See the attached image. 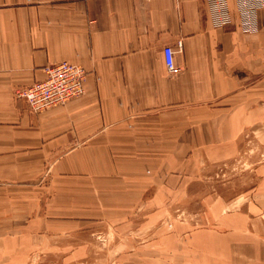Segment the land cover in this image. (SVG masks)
Wrapping results in <instances>:
<instances>
[{"label":"crops","instance_id":"1","mask_svg":"<svg viewBox=\"0 0 264 264\" xmlns=\"http://www.w3.org/2000/svg\"><path fill=\"white\" fill-rule=\"evenodd\" d=\"M60 61L82 95L14 97ZM105 220L144 262L264 264V7L246 33L204 0H0V264Z\"/></svg>","mask_w":264,"mask_h":264},{"label":"built area","instance_id":"2","mask_svg":"<svg viewBox=\"0 0 264 264\" xmlns=\"http://www.w3.org/2000/svg\"><path fill=\"white\" fill-rule=\"evenodd\" d=\"M208 19L211 25L225 27L236 18L238 26L246 33L257 30V13L264 7V0H234L231 8L228 0H204ZM180 46V42L178 43ZM164 63L169 73H177L180 67L173 59V49L169 45L163 47ZM42 80L29 85L16 86L13 95L26 102L33 112L64 105L69 100L84 93V81L87 71L84 67L68 61L48 64L44 67Z\"/></svg>","mask_w":264,"mask_h":264},{"label":"rangeland","instance_id":"3","mask_svg":"<svg viewBox=\"0 0 264 264\" xmlns=\"http://www.w3.org/2000/svg\"><path fill=\"white\" fill-rule=\"evenodd\" d=\"M115 226L107 220L92 223L84 231L86 235L72 237L69 242L42 243L28 260L17 264H178L174 255L173 260L144 262L143 248L132 240L142 233Z\"/></svg>","mask_w":264,"mask_h":264}]
</instances>
